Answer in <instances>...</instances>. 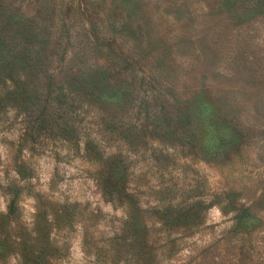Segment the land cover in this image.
Listing matches in <instances>:
<instances>
[{"label": "rangeland", "instance_id": "1", "mask_svg": "<svg viewBox=\"0 0 264 264\" xmlns=\"http://www.w3.org/2000/svg\"><path fill=\"white\" fill-rule=\"evenodd\" d=\"M12 2L51 28L64 61L63 70L54 64L57 82L108 67L107 82L127 87L106 103L74 96V124L61 135L1 108L0 264H264V108H244L247 123L224 107L242 97L214 90L236 85L218 78L201 33L206 16L226 11L224 0ZM188 29L195 75L193 53L178 44ZM43 77L36 88L45 99ZM223 110L251 136L207 153L209 120ZM174 115L178 129L163 124ZM249 206L254 219L240 225Z\"/></svg>", "mask_w": 264, "mask_h": 264}, {"label": "trees", "instance_id": "2", "mask_svg": "<svg viewBox=\"0 0 264 264\" xmlns=\"http://www.w3.org/2000/svg\"><path fill=\"white\" fill-rule=\"evenodd\" d=\"M224 3L225 12L205 17L210 26L203 28L201 33L209 37L208 51L223 71L218 78L234 82L236 86L215 85L214 90L242 97L241 100L230 98L224 104L235 114L240 115L251 104L258 111V108H264V42L257 41L260 38L251 32L264 33V30L255 29L256 26L264 28V0H224ZM42 20L39 16L23 15L12 0H0V110L2 107H16L32 125L40 127V131L61 135L70 131L74 124V96L85 100L97 98L106 103L111 97L124 99L127 85L115 86L107 82L112 74L108 67L75 75L74 83L69 82L68 86L57 82L52 74L54 64L61 65L63 70L64 61L56 60L58 54L52 51L54 35ZM198 24L197 20L193 27ZM180 33L183 39L178 41L179 47L185 55L193 53L187 65H190L188 72L195 75L200 62L192 48L196 36L189 29ZM168 46L170 48V44ZM43 76L51 80L44 91L48 94L45 99L40 97L36 88V84L41 85ZM80 81L84 84H79ZM250 113L244 115L243 112L247 123H252ZM229 114L224 110L221 115L215 112L209 120L211 126L207 131L210 135L202 142L207 153L222 152L251 136L241 132L239 122ZM167 120L169 123L165 122ZM253 120L261 121L258 115ZM163 121L169 127L179 128L180 119L176 115L167 116ZM118 179L112 171L109 173L107 181L114 190L118 189ZM254 215L253 206L245 207L237 214L236 222L245 225L254 219Z\"/></svg>", "mask_w": 264, "mask_h": 264}]
</instances>
